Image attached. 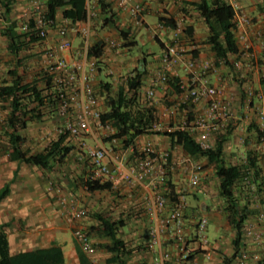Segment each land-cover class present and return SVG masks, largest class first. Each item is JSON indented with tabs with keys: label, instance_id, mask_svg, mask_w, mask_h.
I'll use <instances>...</instances> for the list:
<instances>
[{
	"label": "crops",
	"instance_id": "0c3cea01",
	"mask_svg": "<svg viewBox=\"0 0 264 264\" xmlns=\"http://www.w3.org/2000/svg\"><path fill=\"white\" fill-rule=\"evenodd\" d=\"M128 1L144 4V10L139 17L119 7L117 0H86L87 11L91 8L95 12L91 25L98 30L96 32L93 28L91 46L97 43L105 44L98 59L101 61L100 69L92 81L102 112L106 107L104 98L100 96L101 82L119 83L123 76L139 66L140 60L145 59L147 74L144 76L145 89L140 92L139 104L141 106L151 104L157 108L159 120L156 124L162 126L167 122L180 123L190 116L191 112L196 118L198 113L205 110L204 103H185L183 94L177 91L173 83L160 86L155 101L149 102L150 104L146 102V87L160 67V58L166 46L171 44L178 34L179 40L192 55L198 57L201 62L216 64L215 70L204 73L205 78L210 84L223 90L222 100L231 102L235 115L234 119L228 121L219 132L211 134L212 149L219 140L224 139V159L228 165L242 163L244 158L255 159L260 169L258 181L260 182V179H264V145L260 140L257 109L262 105L260 96L264 90V81L261 80L258 66L259 61L260 65L264 66V0H238L239 11L254 18L255 21L249 26L237 25L235 36L240 54L231 55V63L228 65L218 61L219 58L207 41L209 30L195 9L194 3L197 0ZM47 3L48 0H0V83L4 79L9 80L7 72L18 65L19 58H24L26 62L18 67L19 73L27 72L29 80L43 69L44 52L54 48L59 40L56 28L49 30L47 40L34 44L31 50L22 52L19 58L9 50V39L4 35V31L8 26L11 27L12 23L22 29L35 25L37 7L46 14ZM102 3L106 5L105 8ZM5 5L10 9L8 19L4 17L7 10ZM163 18H173L177 27L175 29L166 27ZM56 24L71 25L60 13ZM119 29H130L138 43L137 46L123 47L124 41ZM72 38L74 42L78 41V47L82 45L80 35L78 39L75 35ZM154 44L161 46L160 53L154 50ZM129 53L133 56L128 57ZM251 53H255L259 61L253 58ZM64 56L71 60L77 57L75 52L65 53ZM174 79L177 85L179 82L187 84L190 77L180 66ZM172 100H181L185 105L178 103L180 106L175 115H171L176 110L172 106L169 111L167 110V105ZM7 113L0 110L1 126H4L2 121ZM162 114L165 115L164 118ZM55 118L33 121L22 132L27 139L24 148L26 152L40 153L50 141L60 136L58 129L63 121L59 118L54 123L52 120ZM194 121L191 122V127ZM183 123L186 125L185 121ZM191 127L186 129L190 131ZM154 130L158 131L155 128ZM114 133L115 130L111 132L106 129H94L92 132L82 133L78 138L69 137L68 145L72 149L68 157L63 162L53 161L49 167L43 168L15 159L5 140L4 128L0 127V197L3 190L8 189V193L0 199V228L8 234L12 251H29L57 244L64 251L66 264H80L77 247L79 249L81 247L71 232L74 226L68 221L70 207L75 204L88 211V217L78 222V227H82L87 233L93 226L99 227L94 214L99 213L111 217L112 220L124 219L127 222L122 235L128 243V248L132 250L128 264H188L177 260L182 246L190 253L191 260L197 264H233L236 230L224 211V204L219 196L220 181L215 174L212 158L190 157L204 166L198 187L189 186L182 165L176 170H170L159 161L154 164L152 175L144 182L130 186L123 173L116 170L115 161L122 157L129 166L136 165L140 153L118 139L111 140ZM191 133L197 139L196 134ZM138 141L143 144L154 142L159 146L157 150L159 153L168 148L175 158L189 157L183 153L181 145L164 135L147 134L139 137ZM82 143L90 147L104 146L109 150L107 162L112 171L111 191L92 193L86 190L83 179L88 178L91 165L89 160L81 158ZM163 170L165 174H162ZM169 180L176 186L180 197L186 201L185 236L179 241L171 230H163L157 232L158 242L152 245V238L148 241L143 238L147 229H150L151 236L152 231L159 228V218L153 214L151 203L155 195L168 194L166 183ZM240 192V189H237V194ZM241 194L242 202H246L247 199L250 201L247 226H252L254 230L263 233L264 238V219L261 220V215L264 214L262 202L264 195L258 197L253 191L248 197L244 195L245 193ZM168 200L170 207L172 204L169 198ZM201 217L208 219L206 234L210 244L207 246L202 245L197 238L196 223ZM90 237L93 243L100 240L93 235ZM241 244L246 245L250 254L262 257L264 240L257 244L251 238H244ZM98 251V263L106 264L105 261L109 260V263L113 264V256L109 252L100 249Z\"/></svg>",
	"mask_w": 264,
	"mask_h": 264
},
{
	"label": "trees",
	"instance_id": "16d2710c",
	"mask_svg": "<svg viewBox=\"0 0 264 264\" xmlns=\"http://www.w3.org/2000/svg\"><path fill=\"white\" fill-rule=\"evenodd\" d=\"M4 13L5 19L9 18L10 9ZM105 8L106 5L102 3ZM195 9L204 20L209 30L208 43L218 58L230 64V56L240 54L239 44L235 36L236 11L232 5L225 0H197ZM68 20L71 25L85 21L87 17L86 0H48L46 17L56 24L57 16ZM164 25L168 28L177 27L173 18H163ZM18 30V31H17ZM123 39V47L132 48L137 46L130 29H119ZM4 35L9 39V50L19 58L22 52H28L43 41L35 31V25L28 26L27 30L11 24ZM105 44L97 43L90 47L89 57L96 59L100 69L99 57L102 55ZM44 52V60H45ZM24 58H19L18 65L7 72L9 80L4 79L0 83V110L8 112L5 115L4 137L8 147L12 150V156L30 165L47 168L53 161L63 162L71 152L72 147L68 145V134H60L56 139L48 143L40 153L30 154L24 150L27 139L22 132L29 127L30 123L44 121L48 118L58 117V101L55 100L56 90L53 84V76L46 72L45 67L41 72L32 76L29 80L27 72L19 73L18 67L25 64ZM147 61L140 60L138 67L131 73L123 76L119 83L102 81L100 96L104 98L106 110L102 114L104 124L111 125L115 133L111 140L118 139L127 147L135 145L139 137L147 134L164 135L171 138L182 151L189 157L212 158L215 174L220 181L219 196L223 202V208L228 221L236 230L234 244L236 252L235 260L246 245L241 244L246 238L247 221L250 215V201L242 202V194L249 195L251 191L256 196L264 195V179H260V169L253 158H248V163H236L228 165L224 159V139L219 140L214 149H203L192 133L187 130L191 122L195 120L193 112L187 119L185 129L172 131H156L154 125L159 120L158 110L154 105L141 106L139 96L144 86V76L147 74ZM43 66L44 63H43ZM181 92L177 82H171ZM174 126V125H172ZM83 179L84 185L89 192L111 191L113 184L110 181ZM168 198L173 206L179 202L180 193L176 186L169 180ZM237 189L240 193L237 194ZM8 193V189L2 192V199ZM264 202V197L262 198ZM98 226H93L88 235L98 237L100 240L93 243L94 246L113 256V264H128V257L132 250L122 235V230L127 226L124 219L112 220L111 217L94 214ZM150 229L143 235L144 240H150ZM264 239V238H263ZM141 247L136 249H140ZM80 264H94L92 259L77 247ZM191 258V257H190ZM231 259V260H233ZM230 260V261H231ZM0 264H66L64 251L60 245L54 244L47 248L13 252L11 242L5 230L0 228ZM257 264H264V253Z\"/></svg>",
	"mask_w": 264,
	"mask_h": 264
},
{
	"label": "built area",
	"instance_id": "2783aa9c",
	"mask_svg": "<svg viewBox=\"0 0 264 264\" xmlns=\"http://www.w3.org/2000/svg\"><path fill=\"white\" fill-rule=\"evenodd\" d=\"M118 6L128 10L133 16L139 17L144 10V4L131 3L128 0H117ZM236 11L235 24L246 25L248 20L245 16L239 15L238 0H228ZM95 12L88 8L86 20L77 25H61L48 20L39 7L36 10L35 31L43 40L49 38V30L56 28L59 40L52 49H47L45 52L44 67L47 73L53 76V84L55 86L56 96L58 101L57 114L62 119L63 124L59 127V134H68L70 137L78 138L84 132H92L94 129L108 130L113 132L114 128L111 125L104 124L102 121V110L97 93L92 87V81L98 72L96 59L89 57V49L91 47L92 35V19ZM1 18V13H0ZM28 27L24 29L27 30ZM180 29V28H179ZM80 35L83 41L78 48L74 47L73 35ZM75 52L77 55L74 59H69L64 56L65 53ZM186 50L183 43L179 40V36L166 46L161 58L160 67L146 87V98L152 102L157 97V89L160 86L168 85L172 78L177 77V70L181 66L184 73L190 77L189 82H179L178 86L181 89L185 103H204L205 110L198 113L190 132H194L200 146L207 150L212 149L210 136L212 133L219 132L225 127L228 121L234 119L230 101H223V90L212 85L205 78V74L209 70H215L216 64L210 62H201L198 57ZM253 58L258 59L255 53H251ZM220 63H225V60L219 58ZM259 69L261 80L264 81V66L260 65ZM201 74V75H200ZM262 105L257 109V124L261 132L260 140L264 145V90L260 96ZM181 104V103H180ZM155 129L161 130L158 124L154 125ZM184 126L179 129H184ZM172 131V129H168ZM81 158L90 161L89 178L91 180L110 181L112 171L107 162L109 158V150L104 146L90 147L85 143L80 146ZM134 151L138 150L140 155L136 165L129 166L124 159L117 158L115 161L116 170L123 173L124 179L130 186L144 182L154 170V164L159 161L170 170H176L180 165L187 175L188 184L195 188L200 185L204 166L196 163L190 157L175 158L170 151L159 153L155 149L153 142L140 143L137 140L135 145H130ZM243 164L248 163V158H244ZM165 174V170L162 171ZM168 194H157L153 197L151 210L153 214L159 218V228L152 231V245L158 242L157 232L163 230H171L174 237L179 241L183 239L186 232V217L184 211L186 209V201L180 197L176 206H168ZM169 207V208H168ZM160 215H162L160 217ZM88 217V211L85 208L77 207L73 204L69 211V223L73 227V235L81 250L89 256L94 264L97 262L98 249L94 246L91 237L82 228L78 227V222ZM264 219V214L261 215V220ZM208 227V219L201 217L196 223L197 238L202 245H209L210 239L206 232ZM251 238L257 244L263 242V233L254 230L252 226L246 229V239ZM190 253L182 246L178 262L197 264L191 260ZM261 256L258 254H250L247 248L242 249L234 260L233 264H257Z\"/></svg>",
	"mask_w": 264,
	"mask_h": 264
},
{
	"label": "rangeland",
	"instance_id": "374dc122",
	"mask_svg": "<svg viewBox=\"0 0 264 264\" xmlns=\"http://www.w3.org/2000/svg\"><path fill=\"white\" fill-rule=\"evenodd\" d=\"M238 12H239V15H243V16H245L246 18H247V20H248V23L246 24V26H249V25H252V22H254L255 21V19L254 18H250L249 16H247L246 14H244V13H241L239 10H238ZM93 28H94V31H96V32H98V30L97 29H95V26L93 27L92 26V31H93ZM75 37H76V39H78V34H76L75 35ZM74 47L75 48H78V41H76V42H74ZM153 48H154V50L156 51V52H158V53H160L161 51H162V48H161V46L159 45V44H154L153 45ZM129 52H130V50H129ZM130 56H133L132 54H128V57H130ZM130 59V58H129ZM171 82H175V79L174 78H172V80H171ZM170 82V83H171ZM143 89H145V87H142V90ZM147 99V98H146ZM155 101V100H154ZM154 101H152V102H154ZM146 102L147 103H149L150 101H148V99L146 100ZM178 103H181L182 104V102H181V100H172V101H170L169 103H168V107H167V110L169 111L170 110V107L172 106V108H174V109H176L175 110V112L173 113V114H171V115H175L176 114V111H177V109H178V107L180 106V105H178ZM150 104V103H149ZM188 104H191V103H188ZM182 105H184V104H182ZM185 106V105H184ZM186 107H188L187 105H186ZM2 113H4V112H2ZM6 115V114H5ZM162 117L164 118L165 117V115L164 114H162ZM4 118L5 117H3V121H2V123L4 124L5 123V120H4ZM60 117L58 116V118L56 119H54V120H52L54 123L55 122H57V120L59 119ZM189 118V116H187L185 119H183V121H185V122H187V119ZM61 119V118H60ZM170 121V120H169ZM183 121L182 122H180V123H172V124H169L168 122L167 123H164V124H162V126H160L161 127V131H168V129H171V128H173L172 130H175V129H179V127H181V126H185V124L183 123ZM174 124V126H172ZM0 127H4V126H1L0 125ZM7 142V141H6ZM69 143V142H68ZM27 145V144H26ZM153 145H154V147H155V149H157V150H159V146L158 145H156L154 142H153ZM26 146H24V148H25ZM168 148H165L164 149V151H170V150H167ZM186 193H187V191H185ZM72 233H73V229H72V231H71ZM207 236H208V234H207ZM209 238V237H208ZM107 260V259H106ZM105 263L106 264H110L109 263V260H107V261H105Z\"/></svg>",
	"mask_w": 264,
	"mask_h": 264
}]
</instances>
